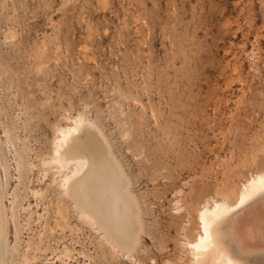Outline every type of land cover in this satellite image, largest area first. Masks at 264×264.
Wrapping results in <instances>:
<instances>
[{
	"label": "rangeland",
	"instance_id": "obj_1",
	"mask_svg": "<svg viewBox=\"0 0 264 264\" xmlns=\"http://www.w3.org/2000/svg\"><path fill=\"white\" fill-rule=\"evenodd\" d=\"M78 113L131 179L143 232L130 256L44 164ZM258 172L264 0H0L3 264H195L196 210Z\"/></svg>",
	"mask_w": 264,
	"mask_h": 264
},
{
	"label": "bare ground",
	"instance_id": "obj_2",
	"mask_svg": "<svg viewBox=\"0 0 264 264\" xmlns=\"http://www.w3.org/2000/svg\"><path fill=\"white\" fill-rule=\"evenodd\" d=\"M65 117L56 125L53 147L44 164L55 168L53 180L77 213L96 225L113 248L130 256L143 232L131 179L94 122L86 119L84 123L79 113ZM196 218L194 238L185 237L183 243L189 245L195 264H264V172L244 182L230 201L206 200L196 210ZM5 251L0 193V264Z\"/></svg>",
	"mask_w": 264,
	"mask_h": 264
},
{
	"label": "snow or ice",
	"instance_id": "obj_3",
	"mask_svg": "<svg viewBox=\"0 0 264 264\" xmlns=\"http://www.w3.org/2000/svg\"><path fill=\"white\" fill-rule=\"evenodd\" d=\"M244 203V201L243 200H241V204H243ZM207 227H206V229H205V236H207ZM229 264H231V262H229Z\"/></svg>",
	"mask_w": 264,
	"mask_h": 264
}]
</instances>
